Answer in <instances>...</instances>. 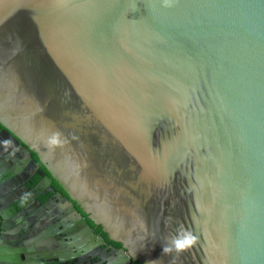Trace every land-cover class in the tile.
<instances>
[{
    "label": "water",
    "instance_id": "obj_1",
    "mask_svg": "<svg viewBox=\"0 0 264 264\" xmlns=\"http://www.w3.org/2000/svg\"><path fill=\"white\" fill-rule=\"evenodd\" d=\"M0 123L140 264H264V0H0ZM6 208L0 264L61 262Z\"/></svg>",
    "mask_w": 264,
    "mask_h": 264
},
{
    "label": "flooded vegetation",
    "instance_id": "obj_2",
    "mask_svg": "<svg viewBox=\"0 0 264 264\" xmlns=\"http://www.w3.org/2000/svg\"><path fill=\"white\" fill-rule=\"evenodd\" d=\"M32 164L38 167L34 169ZM41 174L50 180L48 185L41 184ZM58 194L66 198L68 204L58 199ZM0 204L7 205L5 212L9 214L8 222H15V229L23 227L26 230L24 247L26 250L33 249L25 255L32 256L34 260L47 262L61 257V262L51 264H140L138 260L132 259L121 243L110 239L100 225L89 219L52 178L37 155L19 138L11 136L1 123ZM13 205L20 210L12 213L10 207ZM76 215H81L93 237L86 235L84 238H87V242L73 248L78 243V240H72L79 231ZM50 244L55 245L53 250L62 251L60 256L46 251ZM87 246L90 250L84 252L83 248ZM88 253L90 256H87Z\"/></svg>",
    "mask_w": 264,
    "mask_h": 264
},
{
    "label": "clouds",
    "instance_id": "obj_3",
    "mask_svg": "<svg viewBox=\"0 0 264 264\" xmlns=\"http://www.w3.org/2000/svg\"><path fill=\"white\" fill-rule=\"evenodd\" d=\"M174 3L175 0H161V6L164 8H170L174 5ZM48 144L51 147L59 146V134H53L48 140ZM195 243L196 237L192 234V232L181 227L177 234L171 237L169 244L162 247V252L170 253L174 251L179 254L193 247Z\"/></svg>",
    "mask_w": 264,
    "mask_h": 264
}]
</instances>
